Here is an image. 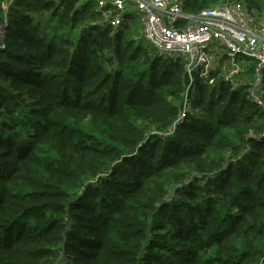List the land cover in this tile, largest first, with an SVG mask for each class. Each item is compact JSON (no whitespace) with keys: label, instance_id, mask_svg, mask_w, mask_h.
<instances>
[{"label":"trees","instance_id":"16d2710c","mask_svg":"<svg viewBox=\"0 0 264 264\" xmlns=\"http://www.w3.org/2000/svg\"><path fill=\"white\" fill-rule=\"evenodd\" d=\"M5 3L0 264H264V108L244 87L196 72L172 129L187 73L133 37V14Z\"/></svg>","mask_w":264,"mask_h":264},{"label":"built area","instance_id":"2783aa9c","mask_svg":"<svg viewBox=\"0 0 264 264\" xmlns=\"http://www.w3.org/2000/svg\"><path fill=\"white\" fill-rule=\"evenodd\" d=\"M4 1L8 5L12 0ZM96 7L104 24L114 27L127 13L138 16L141 36L154 52L183 63L188 84L172 129L193 111L191 94L196 72L208 84L220 77L231 89L243 86L248 96L264 108L263 12H253L238 0L220 1L196 13L185 11L182 0H101ZM213 58H217L215 69Z\"/></svg>","mask_w":264,"mask_h":264},{"label":"rangeland","instance_id":"374dc122","mask_svg":"<svg viewBox=\"0 0 264 264\" xmlns=\"http://www.w3.org/2000/svg\"><path fill=\"white\" fill-rule=\"evenodd\" d=\"M58 1V0H57ZM100 2H101V0H75V5H86V4H88V5H100ZM134 17H135V20H136V22L134 21V27H135V29L134 30H132V31H130L131 32V34L133 35V37H137V39L140 37V35H141V24H140V18L138 17V16H136V15H134ZM97 23H103L104 24V21H103V18H102V16H100L99 17V20H97L96 21ZM5 26H2L1 28H0V32L1 33H3L4 32V30H5V28H4ZM144 43H148L147 41H145L144 40ZM150 45V44H149ZM150 47L152 48V46L150 45ZM215 61H217V58H213V60H212V67H213V69H215V67H216V65H214V62ZM213 73V75H216L215 73H216V70H213L212 71ZM250 73L248 72V76H250L249 75ZM263 100H264V98H263Z\"/></svg>","mask_w":264,"mask_h":264},{"label":"crops","instance_id":"0c3cea01","mask_svg":"<svg viewBox=\"0 0 264 264\" xmlns=\"http://www.w3.org/2000/svg\"><path fill=\"white\" fill-rule=\"evenodd\" d=\"M247 71L250 72L251 70H250V69H247ZM251 78H252V76L250 77L249 81L251 80ZM249 81H248V82H249ZM261 91H262L263 94H264V79H263V81H262Z\"/></svg>","mask_w":264,"mask_h":264}]
</instances>
